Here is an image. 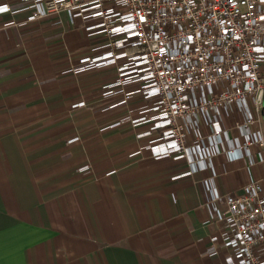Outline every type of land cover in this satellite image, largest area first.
Instances as JSON below:
<instances>
[{
	"label": "crops",
	"instance_id": "obj_1",
	"mask_svg": "<svg viewBox=\"0 0 264 264\" xmlns=\"http://www.w3.org/2000/svg\"><path fill=\"white\" fill-rule=\"evenodd\" d=\"M5 5L0 264H219L201 256L218 229L202 224L209 173L185 159H152L150 137L138 138L148 125L125 121L141 102L110 108L118 97L101 96L114 68L69 71L89 55L80 21L65 12L28 21L32 11H18V0ZM247 180L235 161L214 184L225 195Z\"/></svg>",
	"mask_w": 264,
	"mask_h": 264
},
{
	"label": "built area",
	"instance_id": "obj_2",
	"mask_svg": "<svg viewBox=\"0 0 264 264\" xmlns=\"http://www.w3.org/2000/svg\"><path fill=\"white\" fill-rule=\"evenodd\" d=\"M18 3V11H32L28 21L62 12L80 21L89 55L69 71L114 68L101 96L118 97L110 108L141 102L125 121L148 125L138 138L150 137L145 148L152 159H185L194 171L209 173L202 224L218 229L201 256L264 264V0ZM235 161L248 180L238 193L222 195L214 179Z\"/></svg>",
	"mask_w": 264,
	"mask_h": 264
},
{
	"label": "snow or ice",
	"instance_id": "obj_3",
	"mask_svg": "<svg viewBox=\"0 0 264 264\" xmlns=\"http://www.w3.org/2000/svg\"><path fill=\"white\" fill-rule=\"evenodd\" d=\"M0 11H4V9L0 8Z\"/></svg>",
	"mask_w": 264,
	"mask_h": 264
}]
</instances>
